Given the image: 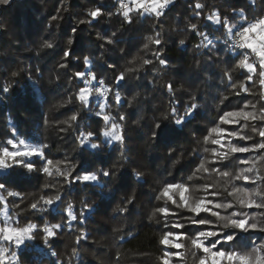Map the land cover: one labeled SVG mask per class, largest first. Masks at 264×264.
Here are the masks:
<instances>
[{"label":"trees","instance_id":"trees-1","mask_svg":"<svg viewBox=\"0 0 264 264\" xmlns=\"http://www.w3.org/2000/svg\"><path fill=\"white\" fill-rule=\"evenodd\" d=\"M196 3L204 5L200 16L195 15ZM117 4L118 0H10L0 5V146L11 149L6 141L14 139L15 132L16 137L37 146L48 145L43 151L53 160L51 175L41 171L44 161L39 157L30 161L35 164L32 172L23 167L0 169V183L6 184L0 196L8 204L11 226L37 225L30 233L33 239H26L16 249L17 257L7 252L0 264H161L160 241L170 225L158 209L165 207L170 210L171 222L175 217L185 225L186 264H199L206 257L192 244L198 227L220 231L224 223L220 217L232 211L247 212L254 217L251 222L264 225V210L247 207L250 199L264 202V149L248 153L229 149L228 160L218 163L211 132L216 126L238 132L232 147L261 142L264 89L259 85L258 67L254 82H249L246 70L238 66L243 58L238 54L241 50L236 49V54L226 51V29L206 19L217 13L221 19L242 26L264 17V0L255 4L249 0H175L163 17L131 10L132 23H126L123 12L116 11ZM97 6L104 12L93 20L90 12ZM192 24L206 32L216 47H205L207 41L191 30ZM69 39L74 42L69 44ZM156 39L161 40L159 45ZM45 43L53 47H44ZM65 51H70L67 58ZM86 57L88 66L84 65ZM159 59L167 64L161 65ZM77 71L87 73L85 80L94 75L96 84L104 81L108 91L105 114L120 125L122 142L103 136L110 122L103 121V112L96 115L101 111L100 93L90 95L87 105L78 99L86 85L74 77ZM121 74L124 80L117 85ZM241 85L248 91H242ZM3 86H10V91L3 93ZM191 103L198 105L192 116L181 125L173 123L172 108L183 115ZM240 109L253 113L256 119L227 125L219 120L224 112ZM72 115L78 116L77 121L70 119ZM157 123L161 125L154 140ZM81 132H92L90 139L99 147L82 146ZM241 136L250 139L242 140ZM56 161L63 163L57 165ZM73 165H78L73 175L96 172L99 181L69 186L57 168L68 172ZM103 171L111 175L104 177ZM223 171L229 175H221ZM137 172L142 176L137 178ZM237 175H248L250 180H237ZM168 183L183 184L190 205L206 195L235 207L216 209L212 205V212H219V217L212 212L194 215L182 206L179 192L175 203L164 197L163 188ZM236 188L247 191L237 192ZM8 192L19 195L9 196ZM57 194L62 199L51 207L40 199ZM241 199L245 201L243 208ZM33 203L37 210L31 209ZM69 204L76 221L69 222L65 215ZM2 205L0 200V227L4 226ZM198 218L212 223L192 224ZM53 224L63 227L52 229ZM45 225L56 233L48 245L44 244ZM232 244L236 251L251 252L264 244V232L240 233Z\"/></svg>","mask_w":264,"mask_h":264},{"label":"snow or ice","instance_id":"snow-or-ice-1","mask_svg":"<svg viewBox=\"0 0 264 264\" xmlns=\"http://www.w3.org/2000/svg\"><path fill=\"white\" fill-rule=\"evenodd\" d=\"M175 0H131V3L137 7L138 10H142L143 14L148 13H155L157 17L163 15L165 9L170 3H174ZM250 3L255 4L256 0H249ZM10 3V0H0V5H7ZM204 5L200 3H196L195 8V15L200 16ZM119 8L123 9V17L125 19L126 23H132V20L130 18V12L131 8L129 5L125 4L123 0H120ZM104 10L97 6L95 10L90 12V16L93 20L98 19L101 15H103ZM111 15V13H109ZM240 15L243 16V11L241 10ZM53 20L56 19V17H52ZM206 19L210 23H214L217 26H223L224 29H226V35L227 39L223 41V43L227 46L226 51H232L234 54H236V49H240L241 51L238 53L243 58L239 60L238 66L246 70V79L249 82H254L253 74L257 71L258 67V75H259V85L262 89H264V17L258 18L254 20V22L247 23V24H240L242 26H238L237 24L231 23L227 18L221 19L220 15L217 13H213L212 15L206 17ZM83 23V21H81ZM191 30L196 33L198 36L202 37L203 40L207 41V45L205 47L211 46L212 48H215L216 45L213 42V40L209 39L206 32H201L198 30V26L196 24L191 25ZM73 33H75L76 29H72ZM115 35V33H113ZM151 39V38H149ZM74 41L72 39H69L68 43L72 44ZM107 43H112V40H108ZM155 43L159 45L161 43L160 39H156ZM180 45H184V41L181 40ZM201 45H197L199 48ZM44 47L52 48L53 45L51 43H45ZM147 47V44L145 45ZM255 55L259 57V64L258 66L252 62H250V58L252 55ZM70 55V51L64 52V57L67 58ZM145 64L149 63V61L145 60ZM159 63L161 65H166L167 62L164 59H159ZM84 65H89V60L86 57L84 60ZM60 67L64 68L67 67L66 64H61ZM13 77L17 75L16 72H13L11 74ZM87 75L84 71H77L74 73V77L76 79L81 80L85 85L91 83L92 81H95V76L93 75L91 77V80H85V76ZM230 79V78H229ZM124 80L123 74L118 76L116 78V84L119 85L121 81ZM99 87H96L95 91L97 93H100L103 95L102 88L104 85V81L100 80L98 81ZM233 88H235V84L232 85ZM241 89L244 92L248 91V88L244 85H241ZM3 93H7L10 91V86H3L2 87ZM106 92L107 89H104ZM168 91H172V86L168 85ZM88 92L87 87H83L80 89L78 94V99L82 102H84L85 105L89 103V96H86L85 93ZM239 95V93L237 94ZM115 98L117 103L120 101V93L117 90L115 93ZM135 99V98H133ZM194 99V98H193ZM224 99H228L225 97ZM100 112H97L96 115L100 116L101 112H103L104 105L100 104ZM198 105L196 103H191L189 106H187L184 110L183 115H180L177 112L176 107L172 108L171 111V121L177 125H181L184 123L185 119L192 116V113L197 109ZM264 111V109H262ZM72 121H77L78 116L72 115L70 118ZM103 121L107 124L110 122V118L107 115H104L102 117ZM124 117L120 116V120H123ZM167 119V117H166ZM249 119H256L255 115L253 113H249L244 111L243 109L237 110V111H227L224 112L222 116L219 117V120L223 124H239L241 120L248 121ZM262 119H264V116H262ZM47 123V121H45ZM67 123V121H65ZM161 123H157L155 125V130L152 132V137L155 140L156 138V132L158 129H160ZM71 126V125H69ZM255 130V129H254ZM63 131V129H61ZM212 133H216L218 137H222L225 135L226 130L224 128H221L219 126L212 127L211 128ZM82 139H80V144L83 146L85 141L89 140L94 134L92 132L87 133L85 135L83 132L79 134ZM239 133L235 131H228L227 136L229 137H235L238 136ZM14 139H8L6 141L7 145L11 146V150L8 146H0V169H12L14 167H23L26 168L29 172H32L35 170V164L33 162H30L33 157H39L41 160L44 161V164L41 168V171L43 173L51 175L50 171V165L53 164V160L48 159L47 156L44 153V149L48 147V145H31L26 142L25 139H20L16 137L15 132H13ZM103 136L110 137L111 141L116 142H122L123 136L121 135L120 125L115 122L113 119L111 121V127L110 130L104 131ZM259 136L261 137V142L259 143H253L251 146H233L231 148L232 153H248L251 150L255 149H264V129H261L259 131ZM207 139V136L205 137ZM240 139L247 140L250 139V137H243L241 136ZM214 144L221 145L222 141L221 139H215L213 140ZM99 145L97 143H91L92 149H97ZM217 156V162H223L228 160V153H216ZM247 162V161H245ZM63 163L62 161H56V164L59 165ZM78 165H73L71 170L68 172L61 171L59 168H57V173L65 178L66 184L69 186L75 183L80 184H89V183H96L99 181L100 176L96 172H83L79 175H73V173L76 171V168ZM200 167H203V163H201ZM216 169H214L215 171ZM250 171V170H248ZM111 173L108 171H103L102 176L108 177ZM134 175L139 178L142 176V173H134ZM221 175L227 177L229 173L227 171L221 172ZM237 180H243L245 182H248L250 180V177L248 175H237L235 177ZM191 179V177H189ZM255 183V181H252ZM45 187H48V185H45ZM6 184L0 183V190H5ZM176 189L179 192V199L182 202V206L185 208H189L192 213H195L197 216H199L202 212H210L212 211L211 208L208 207V204H213L216 209H233L235 206L231 202H216L215 200L208 201V204H205L204 201H199L195 203L194 205H190L188 202V198L185 195L187 192V188L183 184L179 183H168L163 188V195L167 197L169 200H173V197L171 195L172 190ZM235 191H247V189H240L236 188ZM9 196L13 195H19V193H13L8 192ZM213 196H216V193H212ZM231 195V193H229ZM257 196L260 195L259 192L256 193ZM159 198V197H158ZM3 197L0 196V200H2ZM43 200L44 204L51 207L54 202H59L62 199V196L60 194H57L55 196L51 197H44L41 196L40 198ZM131 203V201H129ZM173 203L175 201L173 200ZM240 207L243 208L245 206V201L241 199L239 201ZM180 206V205H178ZM31 209L37 210V204L33 203L31 204ZM72 205L69 204L67 207V211L65 215L69 219V222L76 221L77 217L72 211ZM248 208H256L258 210H264V202H256L255 200H248L247 202ZM42 211H47V209H41ZM121 212L125 211V209H120ZM158 211L167 213L168 209L166 208H160ZM5 220H4V226L0 227V260H3V255L5 252H11L13 257H17V251L16 249H19L22 245L25 244L26 239L31 240L33 239V236L30 234L32 233L36 228L37 225L29 222L26 227H12L9 224V219L7 212L4 213ZM154 215V214H153ZM212 215L214 216H220L219 212H212ZM220 219L224 220L223 225L221 226L220 231H204L200 230L198 227L195 233V238L192 239V244L196 249H202L205 254H210L212 257L211 264H264V244H261L255 248L252 249L251 252H242V251H236L234 250V245L232 244L233 241L237 240V236L240 233H247L249 231H255L259 230L260 232H264V225H259L257 222H251L254 220L253 216H250L247 212L244 211H232L230 215L220 217ZM19 221L17 220V223ZM212 222L205 218H198L193 219L192 224L197 226H203V225H210ZM70 226V223H69ZM63 227L62 224H53L52 229H61ZM175 228H184L185 225L176 223L173 225ZM231 229L232 231H225ZM43 232L46 234L44 238V244L48 245L49 238H54L56 233L52 231L47 225L43 227ZM174 233L172 232H166L160 241L162 245L173 247L179 249L182 247L180 243H172V237ZM177 236V239H179V236L184 235V233H177L175 234ZM7 245L5 247L4 245ZM225 246H229V250L225 249ZM52 255H56L54 252ZM165 257H168L170 255H173V253L169 252L168 248H165L164 251ZM178 255V253H176ZM164 264H169L168 259L164 260ZM199 264H206L205 259H200Z\"/></svg>","mask_w":264,"mask_h":264},{"label":"rangeland","instance_id":"rangeland-1","mask_svg":"<svg viewBox=\"0 0 264 264\" xmlns=\"http://www.w3.org/2000/svg\"><path fill=\"white\" fill-rule=\"evenodd\" d=\"M253 57H252V59H255L254 58V55H252ZM256 58H257V60L258 61H256L258 64H259V57H257V56H255ZM250 62H252V63H254V64H256V62L254 61V60H250ZM257 65V64H256ZM89 73V72H88ZM86 80H91V77L90 78H86ZM86 87L88 88V92H86L85 93V95L86 96H89L90 97V95L91 96H95V93H96V91H95V89H96V87H99V85L98 84H96V81H92L91 83H89V84H87L86 85ZM104 89H107L106 87H104L103 86V88H102V92H103V95H101L100 94V96H98V100H100V102H101V104H103L104 105V109H103V113H104V115H106L105 113H106V106H107V104H106V96L108 95V91H104ZM92 91H95V92H92ZM91 98V97H90ZM90 100V99H89ZM110 118V117H109ZM111 118H110V127H111ZM221 128H224L225 130H226V132H225V135L224 136H222V137H218L217 136V134L216 133H214V138H213V140H215V139H221V141H222V144L221 145H217V144H214L213 143V145H214V148H213V154L215 155V157H217L216 156V153L217 152H219V153H221V154H223V153H227V150H229V149H231L232 148V145H233V141H234V139L236 138V136L235 137H229V136H227V132L228 131H231V130H229L227 127H221ZM108 130H110V128L108 129ZM107 131V130H106ZM105 137V136H104ZM107 140H109V141H111V138L110 137H105ZM27 143H29V144H31V145H35V144H32V143H30V142H28V141H26ZM111 142H113V141H111ZM91 143H93L92 142V140L89 138V140H87V141H85V144L87 145V146H89V147H91ZM11 150V149H10ZM251 168L253 169L254 167H252L251 166ZM7 169H1V171H6ZM177 194H178V190H176V189H173L172 190V193H171V195H172V197H173V200L175 201L176 199V196H177ZM165 197V196H164ZM167 198V197H166ZM168 199V198H167ZM169 200V199H168ZM173 200H169V202L172 204L173 203ZM2 201V209H1V217H2V219H3V221L5 220V215H4V213L5 212H7V214H8V217H10L9 216V207H8V204H7V202H6V200H5V198L3 197V199L1 200ZM199 201H204L205 202V204H208V201H211V199L208 197V196H204V197H202V198H200V199H198L197 201H195V203H197V202H199ZM176 202V201H175ZM194 203V204H195ZM213 204H208V207L209 208H211V210L213 211V206H212ZM166 209H167V207H165ZM212 211H210V212H212ZM210 212H206V213H210ZM163 213V212H162ZM202 213H205V212H202ZM165 216H166V218H165V221H168L169 222V225H170V227H168V230L166 231V232H172V233H174V235H173V237H172V243L173 244H175V243H180L181 245H182V247H180L179 249H177V248H173V247H169V246H165V245H162V255H161V258H160V262L159 263H161V264H164V260L165 259H168V261H169V264H186V259H185V252H184V244H183V239L185 238V234L184 235H181V236H179V239H177V236L175 235V234H177V233H184L183 231H182V229L181 228H175V227H173V225L174 224H176V223H179L176 219H175V217H173L174 218V221L173 222H171L173 219H172V217L170 216V210H168V212L167 213H163ZM194 215H196L195 213H194ZM9 224L11 225V220L9 219ZM181 224V223H180ZM204 231H209L208 229H206V230H204ZM5 247H6V244L4 245ZM165 248H168V250H169V252H171V253H173V255H170V256H168V257H165V255H164V251H165ZM176 253H178V255H176ZM7 256V252H5L4 253V255H3V259H4V257H6ZM7 258V257H6ZM203 259H205V261H206V264H211V261H212V257H211V255L210 254H206V257H204ZM227 262H225V264H226Z\"/></svg>","mask_w":264,"mask_h":264},{"label":"built area","instance_id":"built-area-1","mask_svg":"<svg viewBox=\"0 0 264 264\" xmlns=\"http://www.w3.org/2000/svg\"><path fill=\"white\" fill-rule=\"evenodd\" d=\"M123 2H124L125 4H127V5H129V7H130L132 10H138L137 7L131 3V0H123ZM119 3H120V0H118L117 10H116V11H117V12H123V9H120V8H119ZM169 8H170V6L168 5L167 8L165 9L163 15H161V16H159V17H163L164 14H165V12H166L167 10H169ZM140 11H142V10H140ZM148 14L155 15V13H151V12L148 13ZM155 16H156V15H155ZM156 17H157V16H156ZM238 50H240V49H238ZM251 57H253V56H251ZM254 58H255V59H253V60H254L255 62L258 61L257 58H256L255 56H254Z\"/></svg>","mask_w":264,"mask_h":264},{"label":"crops","instance_id":"crops-1","mask_svg":"<svg viewBox=\"0 0 264 264\" xmlns=\"http://www.w3.org/2000/svg\"><path fill=\"white\" fill-rule=\"evenodd\" d=\"M254 55V54H253ZM255 56V55H254Z\"/></svg>","mask_w":264,"mask_h":264}]
</instances>
